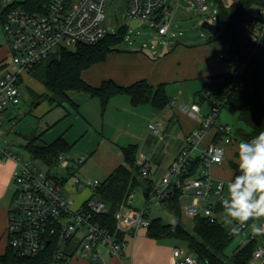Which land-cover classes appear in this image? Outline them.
Here are the masks:
<instances>
[{
  "label": "built area",
  "instance_id": "built-area-1",
  "mask_svg": "<svg viewBox=\"0 0 264 264\" xmlns=\"http://www.w3.org/2000/svg\"><path fill=\"white\" fill-rule=\"evenodd\" d=\"M0 1L7 3L3 7L2 26L10 39V61L13 67L11 70L6 69L0 77L1 127L6 111L21 102L19 85L23 73H28L52 57H58L64 50H74L78 45H95L110 33L106 27L108 0H51L43 11L14 6L12 0ZM193 1L203 13L209 10L204 0ZM164 2L128 0L126 17L129 24L139 21L141 26L144 22H150L157 36H166L170 25L163 21ZM242 27L246 30V53L252 57L264 42V4L250 10L248 20L243 22ZM145 47L144 44L142 48ZM218 57L224 62L230 60L225 52H221ZM242 68L235 67L231 74L237 77ZM202 98L208 101L211 97L207 92ZM202 102L199 100L192 105H179L181 114L190 118L200 117L201 120L187 135L186 146L161 178L160 185L156 186L152 182L148 199L162 204L169 198L173 188H180L181 198L189 199L188 203L181 206L188 217L193 220L203 218L210 224H221L231 229L225 223L222 207V200L227 196L226 182L215 178L210 169L225 161L227 147L238 143V140L235 129L217 122L221 104L209 101L210 110L204 113L201 110ZM151 132L161 139L164 132L162 124L155 122ZM0 158L3 161L12 160L16 165L12 176L16 188L8 209L6 236L11 248L20 256L34 257L52 248L55 264H68L75 255L96 260L98 247H105L110 255L121 256L128 245L127 237L134 238L140 229H147L150 225L146 208L140 210L131 206L132 193L127 195L114 214L113 232L95 220L96 216L108 209L106 202L95 197L101 182L84 180L68 173L73 164L85 161L84 155L73 159L68 153H60L54 165L45 164L49 170H61L67 176L44 172L38 165L41 161L36 158L21 160L10 151V146L0 148ZM148 161L145 156L137 161L142 178L151 175ZM74 190H88L91 196L76 206ZM240 234L245 236L243 244L256 238L249 227ZM72 242H76L74 247H71ZM172 257L173 264H199L192 252L180 247L172 250ZM258 263L264 264V245H259L254 251L251 264Z\"/></svg>",
  "mask_w": 264,
  "mask_h": 264
},
{
  "label": "trees",
  "instance_id": "trees-1",
  "mask_svg": "<svg viewBox=\"0 0 264 264\" xmlns=\"http://www.w3.org/2000/svg\"><path fill=\"white\" fill-rule=\"evenodd\" d=\"M50 1L24 0L15 2L14 6L30 11H43ZM218 1L221 4V0ZM262 4H264L262 0H230L229 5H220L221 31L217 36L210 35L207 42L222 43L230 60L225 61L227 71L208 77L197 94L200 98L208 92L211 97L208 101L214 100L221 104L222 109L237 113L239 121L244 125L243 128L235 130L239 143L250 140L260 131H264V42L258 48L257 54L250 57L244 44L246 30L242 27L243 22L248 20L250 10ZM121 40L122 30L117 35L109 34L95 45H78L74 50H64L58 57H52L33 67L28 71V75L42 83L51 95L49 102L53 106L70 103V95L78 92L97 97L102 111L111 98L122 94L129 97L133 106L146 104L149 101L148 92L152 89L146 80H139L130 85H119L111 79H106L93 86L82 77L84 71L106 61L111 53L118 52L117 45ZM238 66L243 68L239 75L234 77L231 71ZM166 85L161 83L154 87L151 105L158 110L171 103ZM41 97L37 95V99ZM38 140L37 136L29 138L24 148L33 158L47 166L55 164L58 154L70 150L61 137L46 145H37ZM122 151L127 166L116 167L95 191V197L108 205L107 211L96 216L95 220L109 232L115 229V212L127 195L132 193L133 188L140 183L144 187L152 188L150 180L140 178L139 167L135 162L137 147L128 145ZM227 163L233 179L240 174L238 152H235ZM161 205L175 217L176 221L164 224L160 218L150 220V225L146 229L147 236L156 240L171 239L184 243L187 250L197 257L199 264H251L255 249L259 245H264V234H259L260 242L255 238L247 244L239 245L230 256H227L225 250L237 234L221 224H210L203 218H196L193 230L189 231L181 223L180 188H173L169 198ZM6 243L5 251L0 254V264H55L52 248L37 256L25 257L18 255L11 248L7 236Z\"/></svg>",
  "mask_w": 264,
  "mask_h": 264
},
{
  "label": "rangeland",
  "instance_id": "rangeland-1",
  "mask_svg": "<svg viewBox=\"0 0 264 264\" xmlns=\"http://www.w3.org/2000/svg\"><path fill=\"white\" fill-rule=\"evenodd\" d=\"M12 1L23 2L24 0ZM204 1L209 6V10L206 13H203L198 4L193 0H165L164 9L169 11L166 12L163 21L169 23L170 30L166 36H157L150 22H144L138 28L130 27L129 20L126 17L128 0H108L106 4V27L110 35H117L122 30V40L117 45V49L121 52V55H127L129 52L140 50L144 51L142 53L145 55L141 54L144 57L146 56L152 61H159L155 71L152 64H149L150 76L161 74L167 77L168 83L166 85V92L171 102L176 100V104L174 105L175 108L182 104L190 105L193 100L195 102L202 100L201 110L207 113L211 107L210 102L202 97L198 98L197 94L202 89L204 82L207 81V78L204 76V71H206L209 66L208 60L204 61L205 56L202 53L207 51V53L212 55V50H214V48H212L213 46H207L211 45L207 42L210 33L202 29L201 25L203 22L207 21L221 27L220 5L227 6L230 0H221V4L218 0ZM6 4L7 3L0 1V9L5 7ZM212 17L215 18L213 19ZM179 32H181V35H179ZM174 43L178 45L175 48L167 49L170 44L173 45ZM0 44H6L8 46L10 44V39L3 30L1 19ZM144 44L146 47L142 48ZM152 45H154L153 48H151ZM215 52L217 54V60L220 62L221 60L218 56L221 52H219V50ZM131 63L128 57L116 58L106 64L105 74L110 73L111 67L115 68L119 65L128 67ZM136 65L138 68L142 67L140 62H137ZM6 66L7 69L10 70L13 68L10 61V54L6 58ZM95 69L94 67L91 68V70L89 69V75L91 74V77L97 79L100 72ZM85 73L87 74L88 72ZM19 90L21 94L20 104L16 107L9 108L6 111L5 118L2 120V125L0 127V148L10 146V151L20 157L21 160H29L32 156L24 148L26 141L33 136L44 139V136L46 137L57 125L63 122L61 117L62 110L59 107L57 108L51 105L49 102V97L51 95L43 87L42 83L29 78L26 74H23V82L20 83ZM153 92L154 88L150 90L148 96L151 97ZM35 93L42 97L37 99ZM218 124L230 125L235 130L244 127L242 122L239 121L237 113H230L225 109H222L219 113ZM238 144L239 142L232 146L233 150L238 148ZM151 146L156 147L153 150L156 151V154L165 151L174 152L176 149H179L176 136L174 135V138H171L169 134L161 144L156 146L152 144ZM69 155L73 157L76 156L72 152H70ZM138 156H140V153H138ZM143 156H148L147 151H144ZM232 157L233 156H231V158ZM38 165L41 170L48 172L50 175L67 176L64 171L49 170L42 162ZM161 166L160 169L165 174L167 170L164 163H162ZM222 166L229 171L227 161ZM15 169L16 165L12 160L3 161L2 158H0V207L4 209V220L6 212L8 214L9 205L16 188L12 180ZM85 169V166L73 164L68 173L80 178L82 177L81 179H83L84 173L86 172ZM212 171L213 167L210 169L213 175L214 172ZM162 176V172H159L157 177H152L149 180L153 182L154 185L159 186ZM140 178L142 179V177ZM84 180L86 179L84 178ZM228 182L227 180L225 188L226 195ZM143 189L142 183L133 188L131 206L140 210L146 208L147 219L149 220L160 218L164 224L174 223L176 221L175 217L158 202L148 198L146 199L143 195ZM74 192V199L76 195L85 198L84 190H74ZM182 203H187V197H182ZM194 222L192 218L188 217L182 211L181 223L189 231L193 230ZM1 223L0 220V226ZM251 223L252 222L249 223V229ZM256 239L260 242V235L256 234ZM244 241L245 236L240 233L237 234L227 246L225 254L230 256L239 245L244 243ZM175 242L182 246H186L182 242ZM75 245L76 242L71 243V247ZM6 246V240L2 236L0 230V254L5 251Z\"/></svg>",
  "mask_w": 264,
  "mask_h": 264
},
{
  "label": "crops",
  "instance_id": "crops-1",
  "mask_svg": "<svg viewBox=\"0 0 264 264\" xmlns=\"http://www.w3.org/2000/svg\"><path fill=\"white\" fill-rule=\"evenodd\" d=\"M167 11L169 10L163 9L162 15L164 14L165 16ZM1 14L3 13L0 12V19L3 21ZM177 45V43L170 44L167 49L175 48ZM207 46H213L214 50H212V55L207 53V51H202V54L205 56L204 61L208 60L209 62L208 68L204 71V76L208 78L225 73L227 71L226 64L221 59L218 62L215 52L216 50L224 52V45L216 42ZM142 52L144 51L138 50L129 52L127 55H121L120 51L111 53L108 55L106 61L93 66L96 68L95 70L100 72L97 79L91 77V74L89 75V69L83 72L82 77L88 84L93 86L99 85L101 81L106 79H111L119 85H130L139 80H146L152 88L161 83L167 84L168 79L165 75L150 76L149 64H152L155 71L159 61H152L150 58L144 57L141 55L144 54ZM9 54V46L0 44V77L7 69L6 58ZM122 57H128L132 63L128 67L121 65L116 66L115 68L117 69L111 67L110 73L105 74L106 64L116 58ZM137 62L142 64L141 68L137 67ZM85 72L88 73L86 74ZM23 74L35 80L28 73ZM21 82H23V75ZM35 94L36 96L39 95ZM152 97L153 94L151 97L148 96L149 101L146 104L133 106L127 95H116L109 100L104 111H102L97 97H92L85 92L72 93L70 95V103L53 106L59 107L62 110L61 117L63 122L57 125L46 137L44 136V139L40 138L37 141V145L50 144L61 137L70 147L67 153L72 152L76 155L72 156L73 159H77L81 155L86 157L83 163L76 164L78 166H85L86 168L83 179L97 180L99 182L104 181L119 165L127 166L122 150L128 145H135L137 147L135 155L136 165L139 158L143 156L144 151H147L148 163L151 168V175L147 179L157 177L159 172H162L163 178L166 173L164 174L160 169L162 163H164L166 170H168L176 156L186 146L187 135L197 127L201 119L200 117L190 118L181 114L178 107H174L176 100L175 103H173V100L169 105L158 110L151 105ZM194 103L196 102L193 100L190 105ZM155 122L161 123L164 129L161 139L151 132V127ZM168 134L171 138H174V135L176 136L179 149H176L174 152L165 151L156 154V151H153L156 147L151 145L154 144L156 146L161 144ZM233 145L227 147L228 155L226 153L225 161L219 166H213V176L224 182L230 181L232 177L231 170H226L222 165L235 152H238L237 148L233 150ZM138 153H140V156H138ZM143 188L145 189L146 187L143 186ZM84 191L85 198L75 196L76 206L81 205L91 196L89 191ZM188 201L187 197V203ZM3 213L4 209L0 207V220L2 222L0 230L6 240L7 212L5 220ZM127 240V248L121 256L110 255L105 247H98L96 260L92 261L82 255H75L68 264H173L172 250L176 247L187 250L186 246L177 244L171 239L156 240L149 238L146 229H140L134 238L128 236Z\"/></svg>",
  "mask_w": 264,
  "mask_h": 264
},
{
  "label": "clouds",
  "instance_id": "clouds-1",
  "mask_svg": "<svg viewBox=\"0 0 264 264\" xmlns=\"http://www.w3.org/2000/svg\"><path fill=\"white\" fill-rule=\"evenodd\" d=\"M238 168L227 183L222 200L225 223L234 234L249 227L253 234H264V131L238 144Z\"/></svg>",
  "mask_w": 264,
  "mask_h": 264
},
{
  "label": "water",
  "instance_id": "water-1",
  "mask_svg": "<svg viewBox=\"0 0 264 264\" xmlns=\"http://www.w3.org/2000/svg\"><path fill=\"white\" fill-rule=\"evenodd\" d=\"M0 12L3 13L4 12V8H2ZM139 24H140L139 21H133V22H130L129 25L132 28H137L139 26ZM201 27H202V29L208 31L210 33V35H212V36H217L218 33L221 31V27L220 26L211 24V23H209L207 21L203 22ZM143 195H144V197L146 199L149 198V196L151 195V189L149 187H146L143 190Z\"/></svg>",
  "mask_w": 264,
  "mask_h": 264
}]
</instances>
